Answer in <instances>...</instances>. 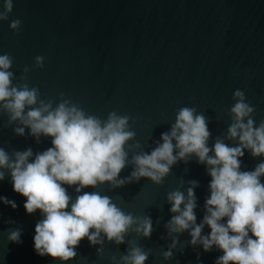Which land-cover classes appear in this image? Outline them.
<instances>
[{"label":"water","instance_id":"obj_1","mask_svg":"<svg viewBox=\"0 0 264 264\" xmlns=\"http://www.w3.org/2000/svg\"><path fill=\"white\" fill-rule=\"evenodd\" d=\"M2 6L0 0V10ZM16 19L21 27L14 33L9 24ZM4 53L13 57L10 70L16 77L25 67L32 69L27 82L39 88L42 99L55 101L63 93L101 119L111 111L129 115L145 152L155 148L184 106L208 118L211 148L216 137L226 134L237 89L255 107L256 124L264 120V0H13L8 19L0 22V54ZM37 56L45 58L41 69L33 68ZM14 127L0 115V147L9 153L31 148L35 155L52 146L43 136L37 143L28 129L17 136ZM262 161L264 157L253 158L245 150L241 171L254 170ZM132 170L131 165L125 167L120 178ZM182 179L185 193L188 181L198 182L194 192L199 224L211 177L194 156L188 163L177 162L160 186L141 178L114 190L107 184L82 189L81 194L98 190L125 212L150 217L154 231L147 239L130 234L121 245L105 240L100 257L99 246H90L85 238L75 249L77 256L64 264H113L111 257L119 261L127 252V240L151 250L145 264H215L223 253L215 246L209 252L190 246L188 232L175 237L172 258L163 259L172 240L164 227L172 217L166 196ZM65 187L74 200L75 186ZM0 197L17 205L12 209L0 203V264H61L34 251L35 225L43 217L39 211L26 214V200L13 191L7 173L0 181ZM15 228L21 229L19 244L7 241L8 230ZM209 233L205 226L202 235Z\"/></svg>","mask_w":264,"mask_h":264},{"label":"clouds","instance_id":"obj_2","mask_svg":"<svg viewBox=\"0 0 264 264\" xmlns=\"http://www.w3.org/2000/svg\"><path fill=\"white\" fill-rule=\"evenodd\" d=\"M12 10L13 0H3L0 22L6 21ZM20 27L19 19L9 24L14 33ZM44 60L43 56L35 57L33 68H43ZM12 66L13 57L0 54V115L7 116V126L15 125V135L24 136L28 129L37 143L43 136L52 144L35 155L31 148L9 153L0 147V181L9 174L13 191L26 200V214L39 211L43 217L36 223L33 237L37 255L64 264L77 256L75 249L85 238L90 246H99L98 257L103 255L105 240L121 245L130 234L150 238L154 231L150 217L134 216L110 196L98 190L81 194L82 189L107 184L109 190H114L141 178L160 186L177 162L188 163L194 156L211 177L205 214L197 224V181H188L185 193L181 191L185 183L182 179L175 190L167 193L172 217L164 227L172 240L163 259L172 258L178 243L175 237L188 232L190 246H202L204 252L215 246L223 253L215 264H264V161L254 170L241 171L245 150L253 158L264 157V120L256 124L255 107L246 100L244 91H234L226 134L216 137L211 148L208 118L195 107L184 106L155 148L145 152L136 141L129 115L111 111L101 119L66 99L63 93L55 101L42 99L39 88L27 82L32 69L25 67L16 77L10 70ZM226 140L236 142L235 146H229ZM129 165L133 168L130 175L120 178ZM65 185L75 186L74 200ZM117 199L122 201L121 197ZM0 203L17 207L6 197H0ZM225 218L226 223H222ZM205 226L210 233L202 235ZM20 237L21 229L8 230L9 243H21ZM127 245L119 261L111 257L113 264H145L151 250L135 240H127Z\"/></svg>","mask_w":264,"mask_h":264}]
</instances>
